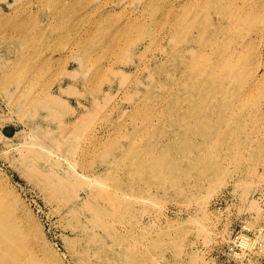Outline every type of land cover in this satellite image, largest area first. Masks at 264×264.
<instances>
[{
	"label": "rangeland",
	"instance_id": "obj_1",
	"mask_svg": "<svg viewBox=\"0 0 264 264\" xmlns=\"http://www.w3.org/2000/svg\"><path fill=\"white\" fill-rule=\"evenodd\" d=\"M0 12V217L35 264H264V0Z\"/></svg>",
	"mask_w": 264,
	"mask_h": 264
},
{
	"label": "bare ground",
	"instance_id": "obj_2",
	"mask_svg": "<svg viewBox=\"0 0 264 264\" xmlns=\"http://www.w3.org/2000/svg\"><path fill=\"white\" fill-rule=\"evenodd\" d=\"M3 14L0 12V18ZM260 76L252 77L254 81L259 80ZM62 103L55 100V98L49 101L51 108H60ZM65 108V107H64ZM62 108V109H64ZM37 145H41L37 143ZM45 148L43 145H41ZM33 153V152H32ZM54 152L49 150V154L53 155ZM34 154V153H33ZM38 156L40 154L37 153ZM60 160V157H56ZM72 169V176L77 179L79 176L78 168L75 163L68 162ZM34 168V167H33ZM81 176V175H80ZM81 181H76L75 184H79ZM98 226L102 224L106 226L105 222L100 220L94 221ZM240 244L243 245V250H249L248 241L246 239H240ZM0 264H35L32 259L31 244L26 239L23 231L18 229L14 225V222L7 221L0 217Z\"/></svg>",
	"mask_w": 264,
	"mask_h": 264
},
{
	"label": "built area",
	"instance_id": "obj_3",
	"mask_svg": "<svg viewBox=\"0 0 264 264\" xmlns=\"http://www.w3.org/2000/svg\"><path fill=\"white\" fill-rule=\"evenodd\" d=\"M240 239H246V240L248 241V243H249V239H248L247 237L242 236V235H237V236L235 237V240H237V242L239 243V245H240L241 247H243V245L240 244Z\"/></svg>",
	"mask_w": 264,
	"mask_h": 264
}]
</instances>
